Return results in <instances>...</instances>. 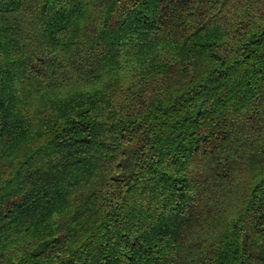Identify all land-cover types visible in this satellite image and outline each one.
Segmentation results:
<instances>
[{
	"label": "trees",
	"instance_id": "trees-1",
	"mask_svg": "<svg viewBox=\"0 0 264 264\" xmlns=\"http://www.w3.org/2000/svg\"><path fill=\"white\" fill-rule=\"evenodd\" d=\"M0 264H264V0H0Z\"/></svg>",
	"mask_w": 264,
	"mask_h": 264
}]
</instances>
